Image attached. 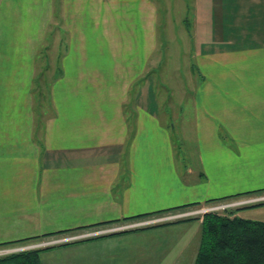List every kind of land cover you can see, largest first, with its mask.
<instances>
[{"label": "crops", "instance_id": "0c3cea01", "mask_svg": "<svg viewBox=\"0 0 264 264\" xmlns=\"http://www.w3.org/2000/svg\"><path fill=\"white\" fill-rule=\"evenodd\" d=\"M60 1L56 11L55 0H0V244L76 242L60 249L55 264H194L199 214L128 229L180 211L125 219L264 197V0H218L204 9L208 25L194 26L197 47L206 48L197 61L223 65L224 103L222 115L210 111L186 157L146 72L159 5ZM172 10L184 26L188 3ZM53 28L55 43L39 62ZM35 91L43 97L38 114ZM216 94L209 82L206 97ZM169 115L173 122L171 108ZM245 193L252 194L232 198ZM251 206L264 212V202Z\"/></svg>", "mask_w": 264, "mask_h": 264}, {"label": "rangeland", "instance_id": "374dc122", "mask_svg": "<svg viewBox=\"0 0 264 264\" xmlns=\"http://www.w3.org/2000/svg\"><path fill=\"white\" fill-rule=\"evenodd\" d=\"M153 1L157 3V5H159V16H157V19L159 20L156 27V47L151 56V62L148 65V70L146 71L149 72L151 76L150 84L152 85L150 92L152 93V91H155V93L159 95L161 104L163 106L162 119L167 121L169 128L171 127L170 130L173 135L174 145L178 148H181L183 155L186 157V154L188 152L190 153V150L192 151L197 147L199 138H202L201 130L203 125L207 128L208 119L206 118L208 115H210V111L214 112L217 115L223 114V65H208L207 61L205 60L197 61V53L199 55L201 53H204L206 51V48L201 49L203 47L202 43H198L197 47L198 40L196 39V33L194 31V26H198L201 29V27H206V25H208L210 17L209 15L203 14L204 9L206 11L207 8L211 7V4H213V6H215V4L218 5V0ZM60 2V0H55L56 11L59 10ZM176 2L188 3V14L186 18L187 25H179L181 17L177 16L172 10L173 7L175 10ZM170 10H172L173 15L169 14ZM213 16L215 17L216 25L218 26L219 24H221V15L216 13V15ZM181 29H184V32L181 31ZM53 30L54 28L52 29L49 37L45 38L44 46L41 52L42 56H40L39 62H41L45 57H48L47 50L53 43H55V41L52 40ZM139 34V31L133 33V35L136 36L135 41H137ZM194 35L195 39L191 42V39L194 37ZM126 37L130 36L126 35ZM115 38L120 39L118 35H116ZM209 73H212L215 78L209 79ZM209 82L211 83L212 91L217 90L216 96L212 98L206 97V89L209 85ZM181 94H184L185 98L182 101ZM190 96L192 97L191 100L187 98ZM35 97L36 99L34 109L35 114H38V111L41 109L39 103L43 100V97L38 96V94H36ZM210 106L215 111L211 110ZM195 107L199 109V112L196 113L195 111L192 114L193 116H191L190 109L196 110ZM169 108H171V114L174 117L172 119L173 122L170 119L171 116L169 115ZM182 109L184 111L183 113ZM172 124L176 127L173 128ZM219 131L221 137H223V129L219 128ZM187 161L188 159L185 158V162ZM226 201L217 204H204L188 210L180 211L176 214L202 211V209L211 208L216 205H223L238 200L228 202ZM247 206L245 205L240 207H232L225 210L221 209L214 213L224 214V212H226L227 210H239L240 208ZM239 213L240 217H254L255 215H260V218L264 219V212L257 210V208L247 209L244 211H240ZM198 214L199 213H197L196 215ZM168 215L171 214H167L164 216ZM199 216L203 217L202 214H199ZM151 228L152 227H147L144 230H148ZM136 231L139 230L136 229ZM51 242L52 240L33 243V245L39 246L40 244H42L40 248L43 250L40 253V257L43 264H55V262L58 260L57 258L60 257V249L64 248V246L53 247ZM63 258L64 257H60L59 259ZM59 263L63 264L62 260H59ZM186 264L192 263L191 261H187Z\"/></svg>", "mask_w": 264, "mask_h": 264}, {"label": "trees", "instance_id": "16d2710c", "mask_svg": "<svg viewBox=\"0 0 264 264\" xmlns=\"http://www.w3.org/2000/svg\"><path fill=\"white\" fill-rule=\"evenodd\" d=\"M249 194L252 193H245L232 198H239L240 196ZM226 200L228 199L210 200L207 201V204L222 203ZM192 206H198V203L128 218L125 219V222L171 214L192 208ZM252 207H242L240 210ZM237 211L227 210L224 214L211 212L203 216L199 251L194 264H264V222L241 218L236 215ZM54 235L56 233L42 237L46 238ZM39 238L41 237L1 243L0 249H12L16 245L33 242L39 240ZM74 243L76 242H65L59 246ZM42 250L41 248H37L3 255L0 256V264H43L40 257Z\"/></svg>", "mask_w": 264, "mask_h": 264}, {"label": "built area", "instance_id": "2783aa9c", "mask_svg": "<svg viewBox=\"0 0 264 264\" xmlns=\"http://www.w3.org/2000/svg\"><path fill=\"white\" fill-rule=\"evenodd\" d=\"M257 200H259V199L244 201V202H241L240 204H247V203H251V202L257 201ZM221 208L222 207H212V208L205 209V210H203L201 212H199V211L190 212V213H187V214H184V215H179V216H175V217H169L167 219H162V220H168V219L170 220V219H174V218L191 216V215H194V214H197V213H202V212L217 211V210H220ZM162 220H159V221H162ZM154 222H156V221H144V222H140V223H135V224H133L131 226H128L126 228L127 229L128 228H140V227L151 225ZM69 241H70V238L54 240L51 243H62V242L65 243V242H69ZM41 245L42 244H40V246ZM40 246L39 245H31V246L16 247V248H13V249H1L0 250V256L7 255V254H10V253L20 252V251L32 250L34 248H40Z\"/></svg>", "mask_w": 264, "mask_h": 264}, {"label": "bare ground", "instance_id": "6f19581e", "mask_svg": "<svg viewBox=\"0 0 264 264\" xmlns=\"http://www.w3.org/2000/svg\"><path fill=\"white\" fill-rule=\"evenodd\" d=\"M256 199H259V200L254 201V202H251V203H247V204H240L241 202H244V201L256 200ZM262 202H264V197H261V198L258 197V198H252V199H247V200H240V201H234V202H231V203H226V204H223V205H216V206H213V207H222L221 209H224L225 210V209L232 208V207H240V206H245V205L246 206L247 205H255V204H258V203H262ZM206 209H208V208H206ZM203 210H205V209H202V211ZM217 211H219V210H217ZM217 211L202 212V213H199V214H202L204 216L207 213L217 212ZM193 212H195V211H193ZM199 212H201V211H199ZM184 214H187V213L177 214V215L169 216V217H175V216L184 215ZM194 215H196V214H194ZM191 216H185V217L174 218V219H181V218H186V217H191ZM169 217H164V218H160V219H157V220H150V221H156V222H154L152 224H157V223H160V222H167V221L174 220V219L162 220V219H167ZM159 220H162V221H159Z\"/></svg>", "mask_w": 264, "mask_h": 264}]
</instances>
